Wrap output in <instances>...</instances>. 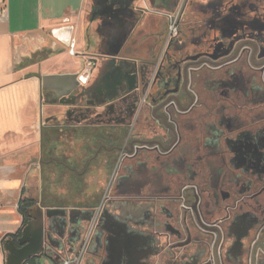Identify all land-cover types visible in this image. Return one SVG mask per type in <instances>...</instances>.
Instances as JSON below:
<instances>
[{
  "label": "flooded vegetation",
  "instance_id": "af4514ba",
  "mask_svg": "<svg viewBox=\"0 0 264 264\" xmlns=\"http://www.w3.org/2000/svg\"><path fill=\"white\" fill-rule=\"evenodd\" d=\"M168 9L159 31L147 32L138 8L142 27L123 56L135 62H125L131 92L111 89L113 72L105 95L96 85L58 97L69 109L63 124L91 128L97 142L75 152L79 168L57 161L82 177L104 154L114 183L101 208L125 198L122 188L159 219L166 197L174 264H264V0H169ZM97 227L98 214L80 264Z\"/></svg>",
  "mask_w": 264,
  "mask_h": 264
},
{
  "label": "crops",
  "instance_id": "0c3cea01",
  "mask_svg": "<svg viewBox=\"0 0 264 264\" xmlns=\"http://www.w3.org/2000/svg\"><path fill=\"white\" fill-rule=\"evenodd\" d=\"M168 4L169 0H6L0 6V264H23L30 258L27 264H62L77 253L97 214L98 227L81 264L97 259L99 264H174L167 248L164 207L171 204L166 197L159 202V219L153 218L154 208L129 203L133 194L122 188L117 192L125 198L98 212L110 173L104 154L95 160L92 173L82 177L57 161L78 163L79 168L81 159L74 156L78 147L90 149L97 142L91 128L63 124L69 109L57 102L58 97L96 85V94L105 95V78L113 72L111 89L131 92L135 72L125 62H135L123 56L128 35L142 27L137 25L138 8L146 10L141 22L147 32H157ZM63 28L68 41L54 36ZM46 51L48 55H42ZM80 76L87 79L82 83ZM43 115L53 120L47 122ZM67 131L71 140L63 139ZM68 142L76 150L69 152ZM21 198L35 204L28 209L30 220L19 238L22 245L16 247L8 234L20 226ZM130 214L135 219L126 217Z\"/></svg>",
  "mask_w": 264,
  "mask_h": 264
},
{
  "label": "built area",
  "instance_id": "2783aa9c",
  "mask_svg": "<svg viewBox=\"0 0 264 264\" xmlns=\"http://www.w3.org/2000/svg\"><path fill=\"white\" fill-rule=\"evenodd\" d=\"M6 0H0V6L3 7L5 4ZM171 22L169 23V32L171 33H175V18H173L172 16L170 17ZM75 41L73 39H71L70 43H69V52H75ZM102 206V202H100V205L98 207V211L99 208ZM95 219V218H94ZM94 219L93 221L90 223L88 230L84 236V238L82 239L81 245L77 251V253L70 259H65L62 261V264H80V261L82 259V257L84 256L86 249H87V245L90 239V236L92 234V226L94 224Z\"/></svg>",
  "mask_w": 264,
  "mask_h": 264
},
{
  "label": "trees",
  "instance_id": "16d2710c",
  "mask_svg": "<svg viewBox=\"0 0 264 264\" xmlns=\"http://www.w3.org/2000/svg\"><path fill=\"white\" fill-rule=\"evenodd\" d=\"M34 204H35V202L33 200H29L26 198H21L19 200L18 211L22 217L21 223H20V226L18 227V229L14 233L8 234V236H10L12 238L16 247H20L22 245L19 241V238L22 236L23 229L28 224V222L30 220L28 209L30 207H32ZM32 259L33 258L27 259L23 264L29 263Z\"/></svg>",
  "mask_w": 264,
  "mask_h": 264
},
{
  "label": "rangeland",
  "instance_id": "374dc122",
  "mask_svg": "<svg viewBox=\"0 0 264 264\" xmlns=\"http://www.w3.org/2000/svg\"><path fill=\"white\" fill-rule=\"evenodd\" d=\"M47 40H51V37L49 36V35H47ZM22 39L20 40V43H22ZM24 44V43H23ZM21 46H22V44H20ZM26 46V45H25ZM68 50H69V47H68ZM48 55V53H47V51L46 52H43V54L42 55ZM46 118H48V117H46L45 115H43V116H41V119H46ZM66 133V137H67V139H69V140H71V136H70V132L69 131H67V132H65ZM87 134V133H86ZM69 144H68V146H69V152H70V149H72V150H74L75 148H77V147H70V142H68ZM76 150V149H75ZM79 150H81L82 151V149L80 148V147H78V151ZM66 152H68V151H66ZM68 155V154H67ZM66 155V156H67ZM121 168V164L119 165V169ZM67 174V172L65 173V175ZM110 176V175H109ZM65 182H66V180H64ZM113 183H114V178L112 177V178H110L109 179V181L106 183V191H108V189L109 188H111L112 187V185H113ZM100 205V204H99ZM99 207V206H98ZM100 209H101V207L99 208V211H100ZM98 211V212H99Z\"/></svg>",
  "mask_w": 264,
  "mask_h": 264
},
{
  "label": "bare ground",
  "instance_id": "6f19581e",
  "mask_svg": "<svg viewBox=\"0 0 264 264\" xmlns=\"http://www.w3.org/2000/svg\"><path fill=\"white\" fill-rule=\"evenodd\" d=\"M54 36L57 37L61 41H68L69 33L65 31V29H56L54 31Z\"/></svg>",
  "mask_w": 264,
  "mask_h": 264
},
{
  "label": "water",
  "instance_id": "95a60500",
  "mask_svg": "<svg viewBox=\"0 0 264 264\" xmlns=\"http://www.w3.org/2000/svg\"><path fill=\"white\" fill-rule=\"evenodd\" d=\"M90 71V70H89ZM89 73V72H88ZM85 79H87V77L85 76L84 77ZM80 80V79H79ZM81 82L83 83V80H81ZM261 242L263 243V245H264V234H263V238H262V240H261Z\"/></svg>",
  "mask_w": 264,
  "mask_h": 264
}]
</instances>
